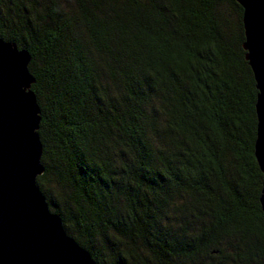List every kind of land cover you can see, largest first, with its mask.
<instances>
[{
	"label": "trees",
	"instance_id": "1",
	"mask_svg": "<svg viewBox=\"0 0 264 264\" xmlns=\"http://www.w3.org/2000/svg\"><path fill=\"white\" fill-rule=\"evenodd\" d=\"M243 12L237 0H0V38L31 54L37 184L96 264H264Z\"/></svg>",
	"mask_w": 264,
	"mask_h": 264
},
{
	"label": "water",
	"instance_id": "2",
	"mask_svg": "<svg viewBox=\"0 0 264 264\" xmlns=\"http://www.w3.org/2000/svg\"><path fill=\"white\" fill-rule=\"evenodd\" d=\"M237 2L244 9L243 47L258 90L254 154L263 173L264 212V67L253 58L254 49L264 45V0ZM30 61L28 50L0 38V264H96L66 232L37 184L45 167Z\"/></svg>",
	"mask_w": 264,
	"mask_h": 264
},
{
	"label": "snow or ice",
	"instance_id": "3",
	"mask_svg": "<svg viewBox=\"0 0 264 264\" xmlns=\"http://www.w3.org/2000/svg\"><path fill=\"white\" fill-rule=\"evenodd\" d=\"M253 58L258 60L260 65L264 67V45H261L259 49H254Z\"/></svg>",
	"mask_w": 264,
	"mask_h": 264
},
{
	"label": "rangeland",
	"instance_id": "4",
	"mask_svg": "<svg viewBox=\"0 0 264 264\" xmlns=\"http://www.w3.org/2000/svg\"><path fill=\"white\" fill-rule=\"evenodd\" d=\"M230 8H226V7H224V10H229ZM229 20H232V21H235V20H237V17L235 16V14L233 13V12H229Z\"/></svg>",
	"mask_w": 264,
	"mask_h": 264
}]
</instances>
